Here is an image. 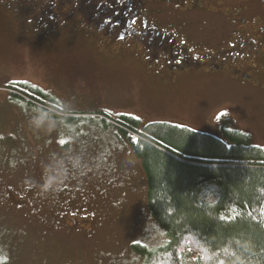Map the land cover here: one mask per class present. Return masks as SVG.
I'll list each match as a JSON object with an SVG mask.
<instances>
[{"label": "rangeland", "instance_id": "374dc122", "mask_svg": "<svg viewBox=\"0 0 264 264\" xmlns=\"http://www.w3.org/2000/svg\"><path fill=\"white\" fill-rule=\"evenodd\" d=\"M5 2L0 30L10 39L0 33V255L6 264H141L134 245L166 244L147 209L141 163L108 118L131 115L144 125L162 114L221 140L222 130L239 131L264 148V95L212 85L156 95L122 59L98 54L91 31L67 33L52 46L16 39ZM19 13L21 23H39ZM12 83L42 90L45 106L8 91ZM208 116L211 121H200Z\"/></svg>", "mask_w": 264, "mask_h": 264}, {"label": "flooded vegetation", "instance_id": "af4514ba", "mask_svg": "<svg viewBox=\"0 0 264 264\" xmlns=\"http://www.w3.org/2000/svg\"><path fill=\"white\" fill-rule=\"evenodd\" d=\"M3 7L16 39L52 46L91 31L98 54L122 59L156 95L193 85L264 95V0H6ZM19 12L39 23H21ZM159 116L153 122L189 124Z\"/></svg>", "mask_w": 264, "mask_h": 264}, {"label": "trees", "instance_id": "16d2710c", "mask_svg": "<svg viewBox=\"0 0 264 264\" xmlns=\"http://www.w3.org/2000/svg\"><path fill=\"white\" fill-rule=\"evenodd\" d=\"M6 89L45 106L46 94L28 83ZM108 120L140 161L149 215L168 239L134 245L141 264H264L263 147L239 131L222 130L221 140L131 115Z\"/></svg>", "mask_w": 264, "mask_h": 264}, {"label": "snow or ice", "instance_id": "6c2138e0", "mask_svg": "<svg viewBox=\"0 0 264 264\" xmlns=\"http://www.w3.org/2000/svg\"><path fill=\"white\" fill-rule=\"evenodd\" d=\"M220 115H225V113H221ZM61 143H64V141H61Z\"/></svg>", "mask_w": 264, "mask_h": 264}]
</instances>
